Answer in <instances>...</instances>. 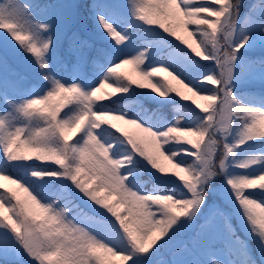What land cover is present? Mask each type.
<instances>
[{
  "label": "snow or ice",
  "instance_id": "6c2138e0",
  "mask_svg": "<svg viewBox=\"0 0 264 264\" xmlns=\"http://www.w3.org/2000/svg\"><path fill=\"white\" fill-rule=\"evenodd\" d=\"M242 6V0H213L211 4L207 0L200 3L136 0L132 27H138L154 39L148 40L144 50L131 58L121 56L110 66L101 68L96 73L98 83L91 80L95 86L86 87L87 78L81 74H76L73 82L58 78L52 61L64 68H87L95 63L89 39L72 32L61 51V30L56 24L34 20L29 6L21 0L0 4V30H6L22 51L31 55L40 79L50 85L33 95L31 90L22 88L26 77L9 64L6 55L0 57V158L3 161L0 177L12 178L9 162L31 159L21 154L22 148L36 153L37 160L59 165L57 168L30 167L35 181L22 176L14 180L28 193L26 199L15 192L10 196L0 194V208L7 205L11 212V216L0 213V264H23L24 257L29 264H113L109 257H118L123 264H216L210 257L220 250L214 249L211 243L215 235L211 226L201 230L207 242L195 252L176 249L170 260L159 257L162 249L191 227L193 218L206 203L210 185L220 174L227 186L224 196L237 202L236 215L248 237L256 243L258 252L257 258L247 241L229 224L226 227L231 245L229 255L234 258L226 264H264V200L245 194V189H253L258 181H264V153L238 158L243 146L264 141V99L259 103H245L235 91L241 50L254 47L257 42L264 44V0L258 6H249V12L245 13L247 30L240 36ZM49 7L60 18L63 29H67L76 4L64 3L59 9ZM89 14L94 27L114 38L117 45L127 48L133 43L135 34L128 29L118 30L117 22L109 18L113 13L106 5L92 3ZM154 25L163 32L148 27ZM180 31L187 33L188 38L180 35ZM164 33L190 51L184 52L180 44L170 41ZM161 44L169 47L174 44L172 53L178 62L186 61L203 72L182 76L169 64L162 69L151 63L141 68ZM201 60L211 61L214 67L208 68ZM128 63L136 65L139 74L150 81L148 92L162 100L172 94L188 99L173 80L186 88L193 86L196 94L209 102L206 106L197 105L202 107L203 115L193 113L195 122L188 127L182 126L179 120L173 125L157 127L145 123L138 115L124 112L115 117L133 125L136 132L126 131L105 119L117 110L98 103L103 97L97 93L110 80L117 85V92L128 93L137 81L117 72ZM260 65H264V60ZM161 70L168 72L172 80L157 78L152 82ZM205 82L216 87L209 88ZM260 83L264 84V75ZM77 133L79 138L71 143ZM221 147L217 164L215 155ZM140 161L158 172L160 178L182 182L184 190L168 192L156 187L145 192L134 176L133 165ZM162 161L171 163L175 169L171 175H167L168 169ZM253 165H259V169L252 168ZM233 166L252 170L233 175L229 171ZM65 180L71 181L83 197L106 209V213H100L103 219L82 227L75 217L70 218L72 209L67 204L45 194L47 186ZM40 181L44 184L37 186ZM92 181L99 182L95 188L91 187ZM259 189L264 195V183L259 184ZM103 192L118 196L119 205L109 203V196ZM121 208H126L125 215H121ZM162 237L167 239L154 247ZM186 252L197 258H185Z\"/></svg>",
  "mask_w": 264,
  "mask_h": 264
},
{
  "label": "trees",
  "instance_id": "16d2710c",
  "mask_svg": "<svg viewBox=\"0 0 264 264\" xmlns=\"http://www.w3.org/2000/svg\"><path fill=\"white\" fill-rule=\"evenodd\" d=\"M253 0H242L243 6L241 8V16L239 18V26L241 29L240 36L244 34V31L247 29L246 24V15L242 12L244 9V5ZM7 0H0V4L6 3ZM22 3L29 6L30 11L34 17V20L40 22H52L57 25L58 29L61 30V34L59 35V39L61 42V51L67 46L68 38L70 37L72 32H78L81 36L86 39H89L92 44V55L95 60V63L90 64L87 68L81 70L76 67H68L64 68L59 64H55V61H52L54 64V74L61 78L62 80L73 82V77L76 74L84 75L87 79L84 81L86 87L95 86L93 83H90L91 80H95L98 83L96 73L105 66H110L113 61H117L119 57L123 56L124 58H131L138 54V52L143 51L146 44H148V40L154 39L150 34L143 32L138 27L133 28L132 25L135 23L134 15L132 14H121L112 1L108 2L107 0H21ZM75 3L76 8L73 12V20L69 24L67 29H63L60 18L55 15L49 6L53 9H59L64 3ZM100 3L102 6L106 5L108 11H112L113 15H110V19H114L117 22L119 29H128L133 32L135 36L133 37V43L128 45L127 48L124 45H117L115 43L114 38L107 37L105 32L98 30L94 27V22L91 19L89 14V9L92 3ZM201 0H194V3H200ZM209 4L213 3V0H207ZM262 2V0H254L253 3H256L257 6ZM136 0L132 1L133 11H135L134 5ZM249 4V3H248ZM253 4V5H256ZM107 14V12H106ZM149 27V26H148ZM158 31L163 32L162 29H159L158 26H155ZM192 26H190L191 28ZM180 35L187 37V33L180 31ZM165 36L168 37L170 41H175L174 37H171L170 34L164 33ZM190 39V38H189ZM4 40L7 44L16 45L15 53L19 54L18 61L20 64H16L12 56H10L6 51V46L0 43V57L7 56L9 64L15 68L18 72L21 73L22 76L26 77V80L22 84V88L29 89L36 95L37 93L43 89H47L50 87L48 83L41 80L39 77V73L36 70V66L33 62V58L31 55L22 51L19 46V43L6 32V30H0V42ZM175 44H180L181 48H184L183 51L187 52L190 50L186 49L180 41H175ZM151 46V45H149ZM175 48L173 44L171 47L167 45H159L150 53L149 58L145 61L144 65H141V68H145L149 63L158 68H163L167 64L172 67V70L176 72L178 75L182 76H194L198 73L203 72V69L196 66L190 65L186 61L178 62L175 59V54L172 53ZM191 55L190 53L188 54ZM250 58L252 59V63L255 67H258L262 72H264V65H260V61L264 60V52H255L248 53ZM200 59V58H197ZM71 64V62H69ZM201 63L206 65L208 68L214 67L213 63L206 62L201 60ZM251 63V64H252ZM21 65L28 67L22 68ZM212 66V67H211ZM171 71V70H170ZM117 72L124 73L126 76L132 77V79L137 81V84L132 85V89L129 90L128 93H120L116 91L117 85L112 84L111 80L104 85V87L97 93L98 96L103 97L102 101L98 103H105L107 107L116 109L117 111L109 114L105 117V119L111 120L112 123L118 125V127L125 129L129 132H136L137 129L133 125L126 124L124 121L116 119L115 117L120 113L124 112L130 116L138 115L145 123H151L157 127H166L168 125H173L177 120L180 121L182 126L188 127L191 126L195 122V113L196 115H203V111L201 107H197V105L201 106V103L204 102L207 105L209 102L201 99L199 95L196 94V89L193 86L184 87L182 84H179L176 80H173V84H175L178 88H180L181 92H183L184 96L188 99H182L181 97H176L174 94L170 96L166 100H162L160 97L155 94L148 92L150 90V81L148 79H144L140 74L139 70L136 68V65L128 63L123 64L120 68L117 69ZM167 78L172 80V76L169 75L168 72L159 71L156 76L153 78ZM187 83V82H185ZM207 87L214 88L215 85H212L208 82H205ZM144 84L146 87L141 89L138 85ZM110 85V88L107 86ZM38 87L36 91L35 87ZM190 88L192 90H190ZM237 95L240 96L245 103H259L262 99H264V85L263 84H253L250 87L235 89ZM208 93H202V95H207ZM14 99H19L23 97H10ZM115 100V102H112ZM39 107V106H38ZM67 110V108L65 109ZM19 126V125H18ZM107 126V125H102ZM130 126V127H129ZM79 138V133L75 134L71 143H74L76 139ZM195 139V137H191ZM205 142H207V137H205ZM259 149L264 147V141L253 142ZM173 146L178 147L179 145L174 144ZM185 147H191L189 145H185ZM16 146H14V150ZM250 153V152H249ZM264 153V150L261 152ZM261 153L257 154L260 155ZM21 154H27L31 157L29 160H20V161H11L8 164L9 174L12 178L24 177L25 180L35 181L34 177L30 175V167H50L57 168L59 165H56L53 161H40L36 159L37 154L34 152H27L22 148ZM256 155L254 153L249 154ZM220 159V155L216 156ZM191 162V158L186 157ZM139 161V158H137ZM2 158H0V164H2ZM164 163H169L167 161H163ZM13 165H19L20 167H13ZM171 165V163H170ZM136 169L134 173L135 179L138 183L143 187L145 192H151L153 188L159 187L161 189H165L168 192H171L175 189L177 192L183 191L182 184L168 180H164L161 178L155 177L150 171L149 166H146V162L140 161L133 165ZM172 168V165H171ZM175 169L167 173V175H171ZM181 175H185L181 173ZM47 180V178H45ZM98 181H92L91 187L95 188L98 184ZM264 183V181L262 182ZM44 184V181L38 182L37 186ZM0 194H4L6 196H10L12 192H15L22 199H26L28 197V193L23 191L20 188V185H14L10 181L5 184H0ZM47 186V185H46ZM78 189L75 188L74 184L71 181L65 180L64 183H56L46 187L45 194L50 199H60L62 204H67L72 212L70 213V218L75 217L76 222L80 224V226H90L94 224L96 221L103 219L99 212L90 209L87 205L81 202L80 198L77 195ZM104 196H109V203L113 205H119V197L115 194H109L108 192L102 193ZM162 194V193H161ZM246 195L251 194L253 198H256L258 201L264 200V195H261V190L259 186L257 188L252 189V191H247ZM5 205L3 208H0V213L3 215L11 216V212L8 211V206ZM121 215L126 214V208H121ZM114 219V218H113ZM226 227L230 224L231 227L235 230L230 223V221L226 218ZM238 236H241V239L245 240L240 232L235 230ZM166 237H162L157 241V244L154 246H159ZM211 243L214 246V249H218L220 251L216 252L214 255L210 257V259H215L220 264H226L231 258L229 255L231 245L225 237L224 231L222 232L221 237H215L211 240ZM248 244V243H247ZM250 245L248 244V247ZM250 248V247H249ZM252 254L257 256V249H251ZM165 252L166 259L170 260L172 253L167 254L165 248L163 249ZM110 260L113 261V264H123L119 260L118 257H109ZM129 264V262H128Z\"/></svg>",
  "mask_w": 264,
  "mask_h": 264
},
{
  "label": "rangeland",
  "instance_id": "374dc122",
  "mask_svg": "<svg viewBox=\"0 0 264 264\" xmlns=\"http://www.w3.org/2000/svg\"><path fill=\"white\" fill-rule=\"evenodd\" d=\"M108 2L112 1L113 4L116 6L118 11L121 14H132L133 16V7H132V1L133 0H107ZM254 1V0H253ZM253 1L248 2L243 7V13L249 12V6L256 4L253 3ZM257 5V4H256ZM112 12V11H111ZM154 27V26H149ZM247 30V29H246ZM2 44L6 46L7 53L12 56L13 61L16 64H20L18 61L19 54L15 53V46L16 45H10L7 44L4 40H1ZM242 51V60L241 63L237 66L236 72H237V86L236 89L246 88L250 87L253 84H261L260 83V77L261 75H264V72H262L258 67H255V65L251 62L252 59L248 55V53H255V52H264V44H261L257 42V44L254 47L248 48L247 50H241ZM210 62V61H206ZM252 63V64H251ZM22 68H28L23 65H21ZM212 67V66H211ZM264 85V84H263ZM110 88V85H107ZM36 91L38 90V87H35ZM236 91V90H235ZM215 103H218L215 102ZM201 106H206L203 103H201ZM202 108V107H201ZM130 127V126H129ZM264 150V147L259 149L256 147L253 142H250L249 144L243 146L239 150L238 158L239 159H245L249 156V154H259ZM222 152V147L218 148L215 155V162L218 164L219 159L216 157L218 154ZM250 152V153H249ZM162 163H164L162 161ZM165 167L168 169V173L172 170L170 163H164ZM252 168L259 169V165H253ZM250 169H241L237 166H233L229 169V171L233 175H244L252 170ZM149 171L157 178H160V174L158 172H155V170L151 169L149 166ZM219 172V169H217ZM163 179V178H161ZM174 180L178 181V178L173 177ZM15 178H4L0 177V184H5L7 182H11L14 185H20L19 183L14 182ZM168 180V179H164ZM172 181V180H168ZM263 181H258L257 188L260 183ZM182 184V182H178ZM226 185L224 184V176L222 174L218 175L212 182L209 188V194L206 199L205 205L201 206V211L197 213L196 217L193 218V221L191 222V227L186 229L184 232L180 233L172 242V244L169 247L165 248V251L167 254L172 253L176 249H184L187 248L188 250L195 252L197 248L202 247L206 242L207 238L201 235L202 229H207L209 226L215 229V237H221L222 232L224 231L225 237L227 238L228 242L230 243V237L226 233V222L225 219L227 218L232 226L236 228L235 230L239 231L242 237L247 241V243L250 245L249 247L251 249H257L256 243L254 240L250 239L246 232L244 231L242 225H241V219L236 215V201L231 200L229 198H226L224 196V191L226 189ZM254 189V188H253ZM247 191H252V189H245V193ZM77 195L80 198L81 202L87 205L90 209L97 211L99 213H106V209H104L100 205H96L94 202L90 201L87 197H83V194L77 191ZM7 207V206H6ZM107 215L110 217L111 214L107 213ZM183 219V217H182ZM241 238V236H239ZM167 239V237H166ZM162 244V243H161ZM158 247V246H156ZM163 249L161 250V254L159 259L165 260L166 256ZM185 258L192 259L197 258L194 255H189L187 252L184 253ZM204 258V257H199ZM27 257H24L23 264H29V261L27 260ZM216 264H220L215 259H211ZM130 264V262H129Z\"/></svg>",
  "mask_w": 264,
  "mask_h": 264
}]
</instances>
